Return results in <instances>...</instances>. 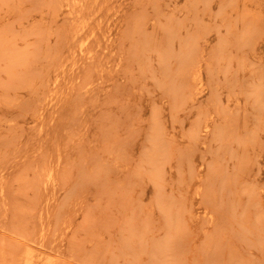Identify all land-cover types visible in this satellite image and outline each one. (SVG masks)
Wrapping results in <instances>:
<instances>
[{
  "label": "rangeland",
  "instance_id": "rangeland-1",
  "mask_svg": "<svg viewBox=\"0 0 264 264\" xmlns=\"http://www.w3.org/2000/svg\"><path fill=\"white\" fill-rule=\"evenodd\" d=\"M0 264H264V0H0Z\"/></svg>",
  "mask_w": 264,
  "mask_h": 264
}]
</instances>
